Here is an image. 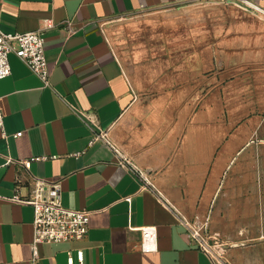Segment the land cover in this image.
Returning a JSON list of instances; mask_svg holds the SVG:
<instances>
[{
  "label": "crops",
  "instance_id": "crops-1",
  "mask_svg": "<svg viewBox=\"0 0 264 264\" xmlns=\"http://www.w3.org/2000/svg\"><path fill=\"white\" fill-rule=\"evenodd\" d=\"M205 2L264 11V0H0L1 30L42 32L51 69L44 88L12 53L11 75L0 80V264L33 259V207L9 200L18 177L23 198L34 178L60 180L63 205L91 212L86 239L42 243L36 264H215L191 239L182 219L190 213L210 215L213 229L262 231L247 241L243 260L264 264V139H254L264 126L240 148L230 136L201 157V115L176 124L167 109L173 97L143 95L140 73L127 70L110 41L121 23ZM101 131L152 172L156 187L109 143L92 142ZM225 144L235 151L230 159L216 153ZM212 167L217 173L207 172ZM145 226L157 229L151 252L141 248Z\"/></svg>",
  "mask_w": 264,
  "mask_h": 264
},
{
  "label": "rangeland",
  "instance_id": "rangeland-1",
  "mask_svg": "<svg viewBox=\"0 0 264 264\" xmlns=\"http://www.w3.org/2000/svg\"><path fill=\"white\" fill-rule=\"evenodd\" d=\"M160 13L121 23L110 34L116 54L129 72L140 73L143 95L159 100L173 97L167 109L173 108L176 124L193 125L201 115V126L206 129L201 130V157L208 160L215 143L219 139L222 144L230 142V136L240 148L250 137L249 131L264 126V14L217 2L193 3ZM187 97L189 101L184 100ZM106 133L135 171L156 187L152 172L136 165ZM254 139L262 140L264 134ZM234 152L225 144L216 153L230 159ZM214 168L207 172L223 171L225 164L217 166V171ZM182 216L209 246L215 264H245L247 241L262 232L213 229L210 215Z\"/></svg>",
  "mask_w": 264,
  "mask_h": 264
},
{
  "label": "built area",
  "instance_id": "built-area-1",
  "mask_svg": "<svg viewBox=\"0 0 264 264\" xmlns=\"http://www.w3.org/2000/svg\"><path fill=\"white\" fill-rule=\"evenodd\" d=\"M250 6V5H249ZM254 7L255 6H250ZM257 9L258 12L264 11ZM66 28L73 33L72 22L67 21ZM14 53L21 59L27 67L41 80L44 88L51 87V69L48 66L45 54V38L40 31L6 33L0 28V80L11 75L10 54ZM81 115H89L80 112ZM0 127H3V114L0 110ZM3 134H7L3 130ZM22 132H18L15 136H21ZM102 140L111 147L113 145L107 139V133L101 131L95 133L92 142ZM118 153V150L113 147ZM122 156V155H121ZM11 161V159H9ZM123 161L127 160L122 157ZM26 169L29 168V161H22ZM147 181V180H146ZM23 184L21 177L17 178L15 186V195L9 198L11 202L20 204H29L34 210L33 220V259L31 264L37 263L38 246L42 243H61L71 241H82L86 239L89 232V217L91 212L86 209H74L65 207L61 198V181L50 180L45 178H34L29 196L23 198L19 194L20 186ZM147 184H152L147 181ZM130 201V197L126 198ZM142 242L141 248L145 252L155 250V242L157 238V229L154 226L141 227ZM191 239L196 241L200 248L206 253L211 254L209 246L204 243L195 233L190 230ZM81 255V252H80ZM71 260V258H70ZM214 263L215 259L213 257Z\"/></svg>",
  "mask_w": 264,
  "mask_h": 264
}]
</instances>
